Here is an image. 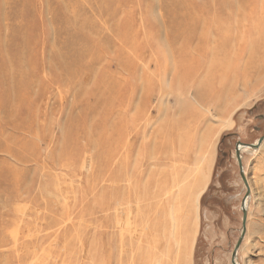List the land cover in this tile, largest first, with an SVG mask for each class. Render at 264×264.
<instances>
[{
  "label": "rangeland",
  "instance_id": "374dc122",
  "mask_svg": "<svg viewBox=\"0 0 264 264\" xmlns=\"http://www.w3.org/2000/svg\"><path fill=\"white\" fill-rule=\"evenodd\" d=\"M261 1L0 0V264H232ZM241 162L236 263L264 264V140Z\"/></svg>",
  "mask_w": 264,
  "mask_h": 264
},
{
  "label": "water",
  "instance_id": "95a60500",
  "mask_svg": "<svg viewBox=\"0 0 264 264\" xmlns=\"http://www.w3.org/2000/svg\"><path fill=\"white\" fill-rule=\"evenodd\" d=\"M264 140V135H262L261 137H259L257 139L256 142L254 143H241V142H237L235 144V148H234V153H235V158H236V161H237V164H238V169H239V174H240V177L246 187V195L244 196V198L242 199V202H241V206H240V209L242 211V218H241V232H240V235L234 245V248H233V251L231 253V263L232 264H237L236 263V255H237V251L239 249V246L241 244V241L243 239V236L245 234V224H246V217H247V210H246V199L248 197V194H249V188H248V184H247V180L245 178V175H244V171H243V168H242V162H241V149L239 146H244V147H247V148H250V149H257L260 144L262 143V141Z\"/></svg>",
  "mask_w": 264,
  "mask_h": 264
},
{
  "label": "bare ground",
  "instance_id": "6f19581e",
  "mask_svg": "<svg viewBox=\"0 0 264 264\" xmlns=\"http://www.w3.org/2000/svg\"><path fill=\"white\" fill-rule=\"evenodd\" d=\"M261 10H264V0L261 1L260 4ZM264 12V11H263ZM207 44H205L206 46ZM219 46V45H218ZM210 48V46H208ZM206 47V48H208ZM221 48V46H220ZM206 50V49H205ZM209 50V49H208ZM207 50V51H208ZM214 50V49H213ZM216 50V49H215ZM222 50V49H221ZM219 50V51H221ZM216 51V55L212 56V58H210V63L211 66H218L219 64H221L220 62V58L219 55L220 52ZM205 52V51H204ZM207 53V52H206ZM204 55V54H203ZM219 63V64H218ZM241 150L245 149L246 147L244 146H239ZM204 166H206L205 164H203L202 166L200 165L199 168L197 169V176L198 179H194L192 182V198L194 200V203L196 204L199 198V195L201 194V192L203 191V188L205 187V184L207 182V178H208V165L207 167L204 168ZM194 190V191H193Z\"/></svg>",
  "mask_w": 264,
  "mask_h": 264
},
{
  "label": "crops",
  "instance_id": "0c3cea01",
  "mask_svg": "<svg viewBox=\"0 0 264 264\" xmlns=\"http://www.w3.org/2000/svg\"><path fill=\"white\" fill-rule=\"evenodd\" d=\"M210 164V163H209ZM211 166H212V157H211V164H210V168H209V174H208V179H207V183H208V180H209V175H210V171H211ZM207 183H206V185H207ZM206 185H205V187H206ZM205 187H204V189H205ZM204 191V190H203ZM187 193H189V192H187ZM203 193V192H202ZM200 197V196H199ZM198 200H199V198H198ZM197 204H198V201H197V203H196V206H197Z\"/></svg>",
  "mask_w": 264,
  "mask_h": 264
}]
</instances>
